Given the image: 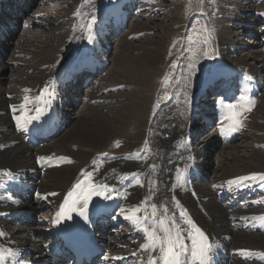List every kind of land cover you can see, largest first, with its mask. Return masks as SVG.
I'll return each mask as SVG.
<instances>
[{"label": "bare ground", "instance_id": "bare-ground-1", "mask_svg": "<svg viewBox=\"0 0 264 264\" xmlns=\"http://www.w3.org/2000/svg\"><path fill=\"white\" fill-rule=\"evenodd\" d=\"M106 1L78 0L79 6H73L69 15L71 22L66 25L64 23L68 18L66 17V20L63 14L67 8L59 5L62 7L58 8L56 13V5L52 9H41L49 0H46L47 3L43 0H6L2 3L0 25L6 26L7 18V22L10 21L15 27L8 26L4 37L0 35V176L5 177V173L34 174L35 178L28 177L27 182L36 184L37 193L33 201L22 200L23 202L17 203L0 197V232L4 233L0 236V241L16 252L15 264H70L63 262L61 258H54L47 250L48 241L44 236L50 225L44 226L47 228L41 225L33 227V221L39 220L36 214L40 210H46L40 218L44 221H54L66 192L78 179H83V170L93 172L94 184H106L113 189L122 185L127 177L136 175L131 188L120 190L125 192L126 197L121 215L125 218L131 209L139 205L141 210L137 215L141 218L145 215L149 217L139 227L133 224V229L127 230L126 234L114 236L103 232L98 236L102 246L107 244L110 248L111 260L107 264H117L122 258H128L129 261L132 259L128 264H147L149 252L141 249V245L147 240L143 228H151L153 219L158 221L165 214L169 218V225L174 221L185 241L188 235L186 230L191 229L187 220L200 224L206 230L222 264H264V258L257 255L245 256L240 251L264 253V234H260L264 233V227H260L264 222L253 219L264 216V194L245 199L232 208L228 207V201L221 202V194L229 187L245 189L251 184L264 190V182L262 181V185L258 177L256 180L243 181L239 185L229 183L238 177L264 173V119H258L255 115L257 113L254 114L258 102L250 111L237 109L241 113L237 118L241 124L250 128V134H247L255 136V142L262 149L260 152L255 150L244 154L247 148L238 151V147L223 146L226 144L220 139L221 128L211 126L205 121V117L212 119L214 116L212 106L206 99L197 100V96L205 90L206 81H202L206 77L221 74L225 69H230L229 72L240 68L248 69L252 75L258 77V81L264 83V52L261 49L238 55L234 62L227 63L222 59L223 51L227 52L230 47H234L235 51L238 46H243L241 36L250 32L251 26L260 24L262 11L257 8L256 0H215L214 8L212 3L208 2L202 10L207 13L210 11L208 15L212 18L211 26L218 39L219 56L216 62L207 71L203 66L199 67L202 65L201 58L207 59L212 54L207 51L211 42L206 43L204 49L195 48L194 52L201 58H187L186 61L191 62L186 68L176 60V68L174 71L166 69L158 90L155 82L165 68L163 49H158L161 45L157 42L151 43L158 46L154 49L146 48L141 43L137 45L135 40L125 41L126 38L129 39L130 34H133L130 35L131 38L138 37L140 32L137 31L150 29V25L136 26L131 33L125 35L127 30L124 31V37L120 38L121 35L116 39L119 46L113 47V50L119 52L109 50L108 35L105 34L101 44L107 48L105 57L110 63L106 59L103 62L107 67L113 63L118 68L108 70L109 79H98L87 94L83 93L79 82L69 83L62 88V98L72 102L74 98L82 97L80 100H83L84 104L80 111L73 113L70 128L60 132L45 145L37 147L29 145L14 128L17 125L15 117L23 111L19 106L24 103V97H29L31 103L26 107L30 109L35 105L34 98L39 95L48 79L69 57L79 51L78 34L79 30L84 28L82 20L94 15V12H88V8L96 3L103 7ZM220 1L224 4L222 9ZM151 2H154L153 5L148 6L155 8V1ZM21 15H26L27 21L35 26L42 23L46 26L34 32L27 30L29 27L23 29L18 25ZM62 20L66 21L58 25ZM189 23L190 21L186 22L184 30ZM236 23L241 24L238 31H234V28H238L234 26ZM258 32L262 34L264 29L260 28ZM186 37L183 33L181 42L178 43L179 47L182 44L181 55L188 50ZM199 38L202 39V36ZM189 41L192 42L191 39ZM144 43L146 46L147 43ZM201 49L209 52V55L205 56ZM136 50H142L144 54L138 56L133 53ZM188 51L189 54L192 53V50ZM197 70L200 74L195 77ZM124 86L128 90L114 93ZM25 89L29 91L25 92ZM164 90L165 94L162 95ZM263 91L264 89L262 93ZM124 92L127 94L123 95ZM85 96L89 102L84 101ZM94 100L99 101L97 105H91ZM98 105H101V110ZM12 106H16V112H13ZM63 115L69 123L66 110H63ZM228 123L224 120L223 127ZM248 123L252 124V127ZM140 138L143 143L140 142L139 145L135 142H139L137 139ZM117 142L120 147L115 148L120 149L112 151L114 153H106L107 155L134 151L127 153V159L113 162L102 160L101 154L109 152L113 148L111 143L115 145ZM105 147L109 150L105 151ZM218 150H221L220 153H217ZM142 153L144 157L140 158ZM221 153L225 157L221 156ZM58 155L66 158L63 164L37 170L38 158L48 159ZM214 158L218 163H222L221 166L214 167L217 164ZM68 160L71 162H67ZM217 168L220 174H215ZM199 170L203 173L200 182L192 176V172ZM123 176L127 177L121 182L119 178ZM51 193L56 195H50ZM45 196L49 198H43ZM152 204L157 205L155 218L151 216ZM220 204L226 206L227 210ZM18 210L23 214L32 211L34 216L29 220L24 214L16 221L9 213H16ZM182 211L184 216H181ZM186 211H189L191 218L185 215ZM132 232H139L144 237L143 240L130 242L132 236L127 235Z\"/></svg>", "mask_w": 264, "mask_h": 264}, {"label": "rangeland", "instance_id": "rangeland-1", "mask_svg": "<svg viewBox=\"0 0 264 264\" xmlns=\"http://www.w3.org/2000/svg\"><path fill=\"white\" fill-rule=\"evenodd\" d=\"M54 1L55 0H49V2L47 3L46 0H43L44 3H47L46 4L47 6L43 5V7L41 6V9L42 8L52 9L53 7H55V5H56V8H55L54 13H56L57 9L61 8L62 6L67 8V9H69V10L66 9L64 14H63V17L65 19H66V17L68 18V20L66 19L68 22L66 20H62L63 22L60 21V23H57L58 25H61V24H63L66 21L64 23V25L69 24L71 22V20L69 19V15H70L71 11L74 8L73 6L74 5L75 6L78 5V0H75V2H74V0H56V3H54ZM146 1H148V3H145V6H143L144 9L140 12V14L137 15L135 18L130 20L129 25H128L129 29L127 30L126 33H124V35L128 34L129 32L131 33L132 29L134 27H136V26L150 25L151 28L147 29V30H139V31H137L138 33L140 32V35L138 37H136V38L132 37L131 38L130 35H133V34H130L129 35V39L126 38V40L125 39L124 40L125 41H133V40H135L134 41L135 44L140 45V43H141L146 48H154V49L158 48V46L156 44H154V45L151 44L153 42H157V43H159L161 45L158 49H160V48L163 49L162 50L163 52L162 51L161 52L163 53V58H164L163 61H165L164 62L165 68L162 70V72L160 73V75H158V77L156 79L155 83L157 85V90H158V87H159V84H160L159 82L163 78V75L166 73V69L167 68H168V70H173L174 71V69L176 68V65L174 64V62L176 60H178V62L180 64H182V66L185 65V68H186L188 66V64L191 62V61L187 62L186 61L187 58H190V59H199V58H201L199 54L194 52V49L195 48H198V49L203 48L204 49V47L206 46V43H209V42H211L212 44L211 43L208 44V50L207 51L212 52V54L207 59L201 58L202 62L201 61L200 62L202 63V65H200L199 67L203 66V68L206 71L209 68H211L213 66V64L216 62L217 57L219 56V53H218V51H219V49H218V39H217V37L215 35L216 32L215 31L213 32V29H212V26H211L212 25V22H211L212 18L208 15V13H210V11H208V13H207L204 10H202V8L208 2H211L212 3V8H214L215 0H210V1L209 0H146ZM151 1H155V5L153 7H155L156 9L152 8V7H149V6H152L153 3H154V2H151ZM57 3H58V5H57ZM220 3H221V1H220ZM148 4H149V6H148ZM59 5H62V6H59ZM220 5H218V7L220 6L221 9L224 8V4L221 3ZM258 7L261 8L262 13H264V11H263L264 10V3L257 5V8ZM197 15H206L207 18L206 17H196ZM260 17H261L260 18L261 19L260 24L258 26H251L250 32L245 33V34H243L241 36V39H242L241 43L243 44V46H241V45L238 46L237 47L238 49L235 50V51H234V47H230L227 52L223 51L224 53L222 55V59H224L225 62H227V63L234 62L233 60H234V58H236V56H238V55L241 56L242 54L245 55L246 53H249V52H251L252 50H255V49H261L264 52V33L262 32V34H259V32H258V30H260V28L264 29V27H263L264 26V15H262ZM187 21L188 22L190 21V23L187 26V28L184 30V26H185ZM52 23H53V25L58 26L55 22H52ZM18 25H21V19L18 22ZM8 26H11V24H9V23L6 24V30H7ZM43 26L45 27L46 24L42 23V24H40L38 26L37 25L36 26L35 25L34 26H30L29 29H27V30H31V32H34V30H39ZM234 26L238 27V28H236V30L234 28V31H238L241 28L240 27L241 24H238V23H236ZM46 28H48V27H46ZM203 29H205V32L201 33L203 31ZM6 30H4L5 34L7 33ZM183 30H184V32H183ZM185 32H186V35L189 36L190 39L194 41V43L193 44L190 43L188 37H186V44H187L188 50L189 49L192 50V53L188 54L189 51L186 50V51H184V55H181L182 52H183V50H181L182 49V44L179 47L178 43L181 42V38L183 36V33H184V36H186ZM56 34H58V32H56ZM124 35H122L120 38H123ZM200 36H202V39L199 38ZM116 39H119V38L117 36H115V35H109L108 36V43H109V47H110L109 50L115 51V50H113L114 49L113 47H115V45H118L117 44L118 41H116ZM144 42L147 43L146 46H145ZM163 44H164V46H163ZM32 49L34 50L35 48H32ZM165 49H166V51H165ZM203 49H201L202 52H204ZM115 52H119V51L116 50ZM133 53L136 54V55L138 54V56H139V54H144V51L142 52V50H139V51L136 50V51H133ZM107 62L110 63V60L109 61L107 60ZM168 66H170V67H168ZM111 68L113 70H116L118 67H117V65H115L113 63L112 64H108V67L106 68V71L101 74L102 76H100V78L103 77V78L108 80L109 76H110L108 74V70H110ZM192 69H191V71H193ZM199 74H200V71L197 70V72H196V74L194 76L197 77ZM121 79H124V77H121ZM171 80H173V77H172ZM80 85L82 86L83 93L85 92L86 94L88 93L87 91L91 90V87H92V85H90V86L89 85H84L83 86V84H80ZM81 86H78V87H81ZM125 88L126 87L124 86V88L119 89L116 92L114 91V93H117L119 91L128 90V89H125ZM157 90H156V93H157ZM165 91L166 90H164V93H162V95L165 94ZM110 93H112V92H110ZM125 94H127V93L124 92L123 95H125ZM80 99L76 97V98H74L72 100V102H69V101H66V99L64 98L65 103L63 104L62 110H66L69 123H67L66 118L64 117V119H63L64 123H63V126H62L61 130H60L61 132L65 131L68 127L70 128V126H71L70 119L72 118L73 113H75V112L77 113L78 111H80L82 109L84 104H83V100H80ZM87 99L88 98L85 96L84 101L85 102H89ZM122 100L128 102V100H125V99H122ZM206 100L213 107L212 95L209 94L208 98ZM98 102L99 101H97V100L93 101V103H91V105H93L94 103H96L94 105H97ZM152 102H153V105H154V101L153 100H152ZM262 103H263V105H262ZM262 107H264V91H263L261 97L259 98V101L257 103V107L254 109V114L257 113L255 115H256V117L258 119H260V118L264 119V108H262ZM98 108H99V110H101L102 109L101 105H98ZM70 113H71V115H70ZM105 113H106V111H105ZM166 113H169V112H166ZM259 115H261V117ZM210 125L214 126L212 124H210ZM194 126L196 127V123H194ZM246 131L247 132H245L242 135V137L239 140H237L236 142L231 143V144H226V145H223V146H226L227 148L238 147V148H236L238 151L240 149H242V148L243 149L247 148L248 150L246 149L247 152L246 151L243 152L244 154L251 153V151L253 152L255 150H256L255 152L262 151V149L260 147H258V144L255 142L256 141L254 139L255 136L251 137V135H249L250 134V128L247 127ZM247 133H249V134H247ZM245 134H246V136H245ZM249 137L251 139L253 138V140H251ZM138 140H139V142H135V143H138L140 145L141 144L140 142H142L143 139L140 138V139H137V141ZM110 141H108V142H110ZM253 142H255V144H253ZM242 143L245 144V145L243 146ZM113 144L114 143H111V148L113 147L111 150H109L107 147L104 148L105 151L109 150V152H104V154L105 153H114L112 151L120 149V148H118V149L115 148V146H117V144H115V145H113ZM119 147H120V145H119ZM137 147H138V145H137ZM214 149L215 148L213 147V150ZM133 151L134 150H132L130 152H126V153H132ZM220 151L221 150H218L217 153L218 152L220 153ZM220 155L224 156V154L222 155V153ZM202 161H200V162L203 164ZM214 162L217 163L215 165L213 163L214 167H216L217 165L221 166V164H222L220 162L218 163V161L215 158H214ZM218 169L219 168H217V171H215L216 172L215 174H220V170H218ZM209 172H210V175H212L210 170H209ZM263 182L261 181L262 185H263ZM205 183L208 185L207 180H206ZM256 183H258V180L256 181ZM262 188H264V187L262 186ZM220 206H222V205L220 204ZM223 206H222V208H223ZM224 207L227 210V207L226 206H224ZM45 211L46 210H44L41 213H37L36 214V215H38V219H39L38 221H40V222H38L37 220H34L33 222L35 224L32 222L33 223V227H36L37 225H41V227L47 228V227L42 226L43 225L42 222H44V219L39 217L40 215H42V213H45ZM45 219H46V217H45ZM12 222H15V221H12ZM13 224L15 225V223H13ZM260 234H264V233L261 232ZM131 260L132 259H130V261Z\"/></svg>", "mask_w": 264, "mask_h": 264}, {"label": "snow or ice", "instance_id": "snow-or-ice-1", "mask_svg": "<svg viewBox=\"0 0 264 264\" xmlns=\"http://www.w3.org/2000/svg\"><path fill=\"white\" fill-rule=\"evenodd\" d=\"M79 15V12H77ZM264 15V13H262ZM95 23V17L91 18V21L88 23L87 28L91 32L92 25ZM89 42L92 41L93 37L88 36ZM205 56L209 55V52L205 51L203 53ZM194 67V65H190ZM246 79H251V77H246ZM28 92V89L24 90ZM51 96V93L48 92L47 87H45L39 96L34 99L38 102L35 107V112L37 115L30 116L27 113L31 109L27 108L26 105L31 103L29 97L26 95L24 97V103L19 107L23 111L20 115L16 116L17 125L21 128H25L27 124L31 123L32 120L38 119L39 115L45 110V107L50 105V99H45V95ZM241 104H225V120L229 123L226 125V130L228 131H238L241 126V121L237 118L241 113L237 111L238 108L242 110L250 111L251 107L254 106L255 101L251 100L247 95L242 94L240 96ZM13 112L17 111L16 106H12ZM117 146L118 142H117ZM104 155H107L106 153ZM66 159V158H62ZM40 161H45V157H40ZM67 162H71L68 160ZM8 175V173H5ZM83 179H78L73 185L71 190H69L63 200V203L60 206L59 211H57L54 223L59 224L62 219H70L71 213L78 212L79 215L86 218V212L88 205L93 196H104L105 199H110L108 193L112 192L113 189L108 185H96L92 181L93 172L83 171L81 172ZM257 177L259 180L264 181V173L262 174H252L251 176H242L238 177L234 181H229L230 184L239 185L243 181L247 180H256ZM139 182V181H138ZM50 195H56V193H51ZM43 198H47L46 196ZM152 213L153 218L157 214V205L152 204ZM141 206H135L131 209L125 218L131 221L134 225L139 227L146 220L149 219L147 215L143 218L137 215L140 212ZM181 216H184V212H181ZM168 217L166 214L163 218L158 221L153 219V226L151 228L145 226L143 232L147 238L146 243L141 245L143 251L149 252L147 258V264H209L211 259L210 253L212 251V246L208 242V237L204 232L197 227L190 219L187 220V223L191 225V231L187 235V239L191 240V246L185 244V237L182 235L181 231L177 229L175 222L173 221L171 225L168 223ZM253 219L264 222V216L254 217ZM4 233L0 232V236H3ZM241 254L248 255H257L261 258H264V253H251L249 250H240ZM153 253H158V255H153ZM16 252L8 248H0V264H7L9 258H12L13 264H15ZM119 259V258H117Z\"/></svg>", "mask_w": 264, "mask_h": 264}]
</instances>
